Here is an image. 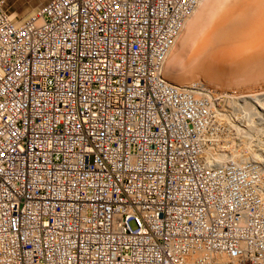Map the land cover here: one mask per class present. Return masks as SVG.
Listing matches in <instances>:
<instances>
[{"label":"built area","instance_id":"built-area-1","mask_svg":"<svg viewBox=\"0 0 264 264\" xmlns=\"http://www.w3.org/2000/svg\"><path fill=\"white\" fill-rule=\"evenodd\" d=\"M202 1L0 0V264H264V90L165 77Z\"/></svg>","mask_w":264,"mask_h":264},{"label":"rangeland","instance_id":"rangeland-1","mask_svg":"<svg viewBox=\"0 0 264 264\" xmlns=\"http://www.w3.org/2000/svg\"><path fill=\"white\" fill-rule=\"evenodd\" d=\"M50 1L51 0H8V8L13 16V20L19 21L34 14L39 7L45 6ZM226 1H220V3L226 2V4L223 5L221 3L222 8L220 10L223 9L224 5L225 7L223 11L219 10L220 13L219 11L215 12L216 9L215 11L214 9L209 10L210 15L213 16V20L217 17L216 20L213 21L216 25L212 21L211 23H213V25L209 24V26L206 24L204 25L202 21L200 22V27L196 31L194 41L191 42L189 47L182 52V59L178 65L181 67L180 69L183 68V70L185 69L186 71H191L193 68V70L196 68L198 69L201 67L199 66L201 64L202 66H210L207 67L209 69H212V66L215 70L217 68L220 70L219 68H221V71L225 70L227 72L226 74H223L228 80L226 85L230 84L231 86H234L233 90H231L237 93L257 92L260 90V88L264 90V0H254L255 2H253V0ZM246 3H248L249 6L245 5ZM255 4L256 7H254ZM242 5L245 6L244 10ZM238 8L241 9L239 10ZM228 11L229 14H227ZM231 12L240 13V16H238V19L234 20V22L230 19H227L229 18L228 15H230ZM216 13H218V16ZM178 47L179 45H177L175 50H177ZM204 62L206 65H204ZM215 70H213L214 73L216 72ZM187 72H184L183 74L186 75ZM191 73L194 74L195 72ZM191 73H189L190 75L187 74L185 78L188 79L189 76L191 77ZM196 74L197 76L199 75L198 73ZM211 75L212 74H210V76ZM229 75L230 77H228ZM231 75L234 77L231 78ZM193 78L194 77H191L189 80H192ZM234 78H236V80H234ZM199 79L194 78V81H190V83L188 82L189 86L199 82L210 85L206 79ZM229 79H233V81ZM229 81L232 82L230 83ZM223 85H218V87H214V85L210 86L222 91H229L226 89V87H224L225 85ZM133 227L135 228L134 224Z\"/></svg>","mask_w":264,"mask_h":264},{"label":"bare ground","instance_id":"bare-ground-1","mask_svg":"<svg viewBox=\"0 0 264 264\" xmlns=\"http://www.w3.org/2000/svg\"><path fill=\"white\" fill-rule=\"evenodd\" d=\"M220 1L221 0H203L201 3H200V5L198 6V8H197V10L195 11V16H194V14L192 15V16H194V17H191L189 20H188V22H187V24H186V26H185V29H184V31H183V33H182V35H181V37H180V39H179V43H177V45H179V47H178V49L177 50H175L176 49V47H177V45H176V47H175V49L173 50V52H172V54L170 55V57H169V59H168V62H167V65H166V71H165V77H166V79L168 80V82H170V83H172V84H174V85H177V86H180V87H186V86H189V83H190V81H194L193 79L195 78V79H199V78H202V79H206V81L210 84V85H214V87L215 86H217L218 87V85H220V86H222L223 84L225 85H223L224 87H226V89L227 90H229V91H224V93H234L235 91H232L233 90V87L234 86H231L230 84H228V85H226V83H227V77L225 76V75H223L224 73L226 74L227 72L224 70V71H221L222 69L221 68H219L220 70H218V68L215 70V69H213L214 67L212 66V69H209V68H207V67H210V66H202V64L201 65H199V66H201V67H199L197 70L195 69V70H191V71H186L185 69L183 70V68L182 69H180L181 67H179V65H178V63H180L181 62V57H182V52L183 51H185L188 47H189V44H191V42H193L194 41V39H195V35H196V31L198 30V28L200 27V22L202 21L203 22V24L205 25H208L209 26V24H212L213 25V23L215 24V22H213L214 20H216V16H214V17H216L214 20H213V16H211L210 15V13H209V10L210 9H214V11H215V9H216V11L215 12H218L222 7V5L223 4H226V2L224 3V2H221L222 3V5H221V3H220ZM230 1V0H229ZM252 1V0H251ZM257 1V0H256ZM245 2H247V1H245ZM250 2V1H249ZM253 2H255L254 0H253ZM220 4V5H219ZM228 4H229V2H228ZM245 5H247V6H249L248 5V3H246ZM251 6H253V5H251ZM224 7H225V5L223 6V9H224ZM241 7V6H240ZM254 7H256V4L254 5ZM242 8H243V10H244V8H245V6H243L242 5ZM223 9L222 10H220V11H223ZM239 9V8H238ZM241 9V8H240ZM239 9V10H240ZM238 10V11H239ZM220 11H219V13H220ZM214 12V13H215ZM237 12V11H236ZM236 12H231L230 13V15H228L229 16V18H227V19H230L231 21H233L234 22V20H237L238 19V16H240V13L238 12V13H236ZM213 13V14H214ZM241 13H242V11H241ZM218 13H216V15H217ZM227 14H229V11L227 12ZM226 15V14H225ZM218 16V15H217ZM227 16V15H226ZM12 19H13V16H12ZM16 19V18H15ZM226 19V20H227ZM225 20V21H226ZM14 21H16V22H18V20H14ZM20 21V20H19ZM211 21L213 22V23H211ZM219 21H221V20H219ZM223 21V20H222ZM228 21V20H227ZM224 22V21H223ZM221 23V22H220ZM217 24H219V23H217ZM225 24V23H224ZM229 24V23H228ZM216 25V24H215ZM214 25V26H215ZM223 25V24H222ZM213 26V27H214ZM218 27H219V25H218ZM217 27V28H218ZM220 27H221V25H220ZM210 28H212V27H210ZM211 30V29H210ZM217 30V29H216ZM262 42V41H261ZM259 43V42H258ZM256 45V44H255ZM251 47V46H250ZM250 50V49H249ZM257 50V49H256ZM246 51V50H245ZM250 52V51H249ZM238 53V52H237ZM245 53V52H244ZM243 53V54H244ZM199 56H201V55H199ZM228 56V55H227ZM201 58V57H200ZM229 58V57H228ZM233 58V57H232ZM238 58V57H237ZM263 59V58H262ZM238 60V59H237ZM197 61H198V59H197ZM195 62V61H194ZM182 63H183V61H182ZM208 63V62H207ZM181 65V64H180ZM204 65H206L205 64V62H204ZM197 67V66H196ZM204 67H206V68H204ZM201 68V69H200ZM223 68V67H222ZM200 69V70H199ZM208 69V70H207ZM226 69V68H225ZM186 73L187 72V74L188 75H190L189 73H191V72H195L194 74H192L191 73V77H194L192 80H189V78L191 79V77L189 76V78L188 79H186L185 77L187 76V74L185 75V74H183L184 72ZM199 70V71H198ZM213 70H215L216 72L214 73L213 72ZM219 72V73H218ZM196 73H198L199 75L197 76V74ZM214 73V74H213ZM259 73V72H258ZM210 74H212L213 75V77H212V75L210 76ZM220 74V75H219ZM222 74V75H221ZM214 75H217V76H214ZM202 76V77H201ZM198 77V78H197ZM228 77H230V75L228 76ZM234 77V76H233ZM232 77V75H231V78H233ZM256 78V77H255ZM200 80V79H199ZM229 80H232L233 81V79H229ZM234 80H236V78H234ZM240 80V79H239ZM197 81V80H196ZM195 81V82H196ZM231 81V82H232ZM256 81V80H255ZM189 82V83H188ZM230 82V81H229ZM230 82V83H231ZM248 82V81H247ZM254 84V83H253ZM240 86V85H239ZM245 86V85H244ZM252 86V85H251ZM221 88V87H220ZM232 89V90H231ZM235 89V88H234ZM261 89V88H260ZM238 90V89H237ZM258 92V91H257ZM238 96L239 95H243V94H245L244 96H246V95H252L253 94V92H247V93H236ZM256 101L258 102V103H260V105H262V106H264V103H263V101L261 100V99H256ZM234 102H235V100H234ZM233 102V103H234ZM244 108L246 109V111H247V115L249 116V118L247 119L246 118V127H247V129L248 128H251V126L250 125H253L252 123H251V121L253 120V118H251V117H253V115H255V114H253V112H255V113H257V108L250 102V103H247L246 105H244ZM222 113V112H221ZM223 117H225L224 115H223ZM249 122H250V125H249ZM246 147H248V146H246ZM234 153H236L235 155H237L238 153L237 152H234ZM216 156H218V154L216 155ZM254 156H255V159L256 160H258V161H261V160H263L264 159V155H262V154H260V153H255L254 154ZM220 157V159H221V161H223L224 159H222V156H219Z\"/></svg>","mask_w":264,"mask_h":264}]
</instances>
